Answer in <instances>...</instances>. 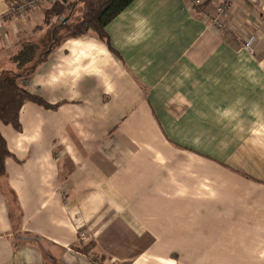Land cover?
<instances>
[{"label":"crops","instance_id":"obj_1","mask_svg":"<svg viewBox=\"0 0 264 264\" xmlns=\"http://www.w3.org/2000/svg\"><path fill=\"white\" fill-rule=\"evenodd\" d=\"M66 1L0 29L1 76L63 26L25 86L59 107L0 123V264H264V0H135L111 49Z\"/></svg>","mask_w":264,"mask_h":264},{"label":"trees","instance_id":"obj_2","mask_svg":"<svg viewBox=\"0 0 264 264\" xmlns=\"http://www.w3.org/2000/svg\"><path fill=\"white\" fill-rule=\"evenodd\" d=\"M134 1L88 0L80 21L70 26L68 37H83L91 31L110 48L107 26ZM71 7L70 5L65 7L60 3L55 4L46 12L45 24H52L53 19H62L69 14ZM61 29L63 26L57 29V41L53 47L63 40V37L59 39L61 35H58ZM50 53L48 50L41 51V47L32 42L22 44L19 52L12 58L17 65V73L5 72L0 76V123L20 131V113L27 102L35 103L45 109L55 110L59 107V104L51 105L40 96L31 94L25 87L37 67L47 59ZM10 155L7 142L0 132V179L7 178L6 161Z\"/></svg>","mask_w":264,"mask_h":264},{"label":"built area","instance_id":"obj_3","mask_svg":"<svg viewBox=\"0 0 264 264\" xmlns=\"http://www.w3.org/2000/svg\"><path fill=\"white\" fill-rule=\"evenodd\" d=\"M49 1L55 2V1H63V4L66 5V0H23L20 2H17L9 8V11L4 14L3 16H0V29L4 27L5 18H19L27 16L30 12L35 11L41 7H43L46 3ZM229 9V2H224L223 5L220 7L219 12L224 14L226 10ZM253 41V38L250 39L247 46L250 47L251 43Z\"/></svg>","mask_w":264,"mask_h":264},{"label":"rangeland","instance_id":"obj_4","mask_svg":"<svg viewBox=\"0 0 264 264\" xmlns=\"http://www.w3.org/2000/svg\"><path fill=\"white\" fill-rule=\"evenodd\" d=\"M62 32V31H61ZM61 32L58 34V35H61ZM51 37V36H50ZM51 43V42H50ZM47 46H42V49H41V51L42 50H44V49H46L50 44H46ZM0 185H1V187H3V183H0ZM3 192H4V194H5V196L8 198V200H9V202H10V204H11V206H12V208H13V210H15L16 209V205H14V200H13V197L10 195V193L8 192V190L5 188V187H3ZM47 262H49L50 263V261L49 260H47ZM53 264V263H52Z\"/></svg>","mask_w":264,"mask_h":264},{"label":"water","instance_id":"obj_5","mask_svg":"<svg viewBox=\"0 0 264 264\" xmlns=\"http://www.w3.org/2000/svg\"><path fill=\"white\" fill-rule=\"evenodd\" d=\"M66 21V20H65ZM59 27H62V26H59ZM57 40H55V42H56ZM53 47V46H52ZM52 47L48 50V52H50L51 50H52Z\"/></svg>","mask_w":264,"mask_h":264}]
</instances>
